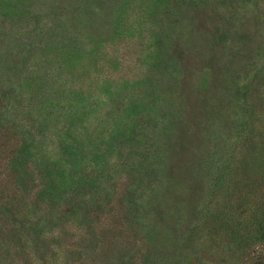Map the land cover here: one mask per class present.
<instances>
[{
	"label": "trees",
	"instance_id": "trees-1",
	"mask_svg": "<svg viewBox=\"0 0 264 264\" xmlns=\"http://www.w3.org/2000/svg\"><path fill=\"white\" fill-rule=\"evenodd\" d=\"M193 50L211 197L184 225ZM262 242L264 0H0V264H242Z\"/></svg>",
	"mask_w": 264,
	"mask_h": 264
},
{
	"label": "rangeland",
	"instance_id": "rangeland-1",
	"mask_svg": "<svg viewBox=\"0 0 264 264\" xmlns=\"http://www.w3.org/2000/svg\"><path fill=\"white\" fill-rule=\"evenodd\" d=\"M203 23L202 18L194 17V25L200 26ZM199 45H195V49ZM205 57H207L205 55ZM201 55H199L198 50H193V52L189 55V57L184 61L182 69L185 71L183 76L181 77V83L183 81V96H184V120L180 123L179 127V135L177 139V146L178 149L176 152H173L171 155L172 159V171L171 174L175 178H180V176L185 177L184 186L185 189H181L180 198H177L178 202H180V211L182 217L180 220L185 225V222H188L189 225L195 224L198 225V212L204 202H207L211 195L208 186V179L205 178L203 175L199 174L197 177L194 175L197 173L194 171L196 161L198 156L202 152V145L201 141L199 140V133L197 128V121H200V111L197 108L198 103L195 101L194 93L195 87L193 88L194 84L196 83V75L201 67ZM212 70H214L212 68ZM212 70H209L211 75L209 76L208 83L209 86L207 90L209 91L208 94L213 96L212 94L217 89V82L215 76H213ZM184 77V78H183ZM194 91L192 94L191 91ZM175 144V145H176ZM187 188H190L189 191ZM173 191L174 187H168L167 192ZM175 198L176 196L173 195ZM166 206L170 205L171 200H175L171 197H166ZM176 206V204L174 205ZM170 209L165 208L164 212H168ZM202 244H199V247ZM234 245V244H232ZM204 246V245H203ZM229 256H222L223 262L216 263L215 260H210V258H204L202 262L195 261H185V260H173L172 257H167L166 264H235L233 261L234 259V250H230L228 252ZM202 256V255H201ZM243 263L242 264H264V242L260 243L259 245H254L247 247L244 253L239 258Z\"/></svg>",
	"mask_w": 264,
	"mask_h": 264
}]
</instances>
